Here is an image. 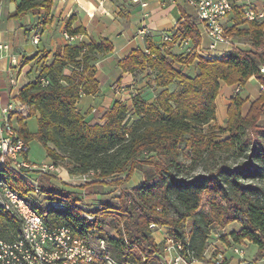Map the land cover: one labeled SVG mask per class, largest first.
Segmentation results:
<instances>
[{
	"label": "trees",
	"instance_id": "obj_1",
	"mask_svg": "<svg viewBox=\"0 0 264 264\" xmlns=\"http://www.w3.org/2000/svg\"><path fill=\"white\" fill-rule=\"evenodd\" d=\"M52 6L53 0H20L11 16L42 8L46 24L51 22ZM234 10L238 21L226 28L227 33L245 37L250 48L234 47L222 57L175 53L163 35L154 41L148 34L146 50H133L119 66L133 74L151 70L158 94L153 102L140 91L132 95L130 104L115 101L104 114V123H88L77 104L82 95L99 91L97 62L113 51V42L103 38L67 43L57 49L51 63L46 62L49 52L39 57L37 75L18 95L29 107V116L37 115L38 129L30 132L19 114V136L26 144L38 139L54 163L71 174L100 178V182L124 173L129 180L138 165L153 166L154 178L121 194L118 206L80 207L79 199L70 194L31 183L11 167L10 158L0 165V180L29 202V194L38 189L49 200L48 207L39 210L47 225L70 226L88 244L104 240L117 264H166L165 243L154 237L163 226L182 245L179 254L186 261L215 264L218 251L211 260L207 257L212 229L234 222L241 227L222 240L230 245L247 239L258 246V258H264V128L260 123L264 89L246 113L247 99L236 92L226 126L205 130L216 121L222 82L243 87L254 77L264 86V20L243 19L241 7L235 5ZM243 24L247 26L240 27ZM66 30L71 36L86 32L83 26L73 28L72 22ZM171 35L175 42L189 38L194 48L200 44V31L190 19ZM196 59V75L190 76L182 68ZM219 132L226 137L218 139ZM199 167L203 171L193 173ZM61 197L67 199L65 207L51 205ZM21 232V222L0 210V239L14 241Z\"/></svg>",
	"mask_w": 264,
	"mask_h": 264
},
{
	"label": "crops",
	"instance_id": "obj_2",
	"mask_svg": "<svg viewBox=\"0 0 264 264\" xmlns=\"http://www.w3.org/2000/svg\"><path fill=\"white\" fill-rule=\"evenodd\" d=\"M20 0H0V43L8 44V49L0 50V104L13 102L15 105H22V116L28 125L31 118L37 119V115L29 116V107L23 104L19 98L21 88L33 79L38 73V59L44 52H49L46 58L47 63L53 61L55 52L59 47L67 43L78 44L80 42L100 41L108 38L113 42L114 49L97 62V79L100 83L99 91L94 94H84L77 104L79 112L90 124L104 123V114L114 104L115 101L131 103V97L135 92L140 91L148 102H153L158 94L155 83V76L149 69L137 71L135 74L124 71L119 66V61L129 55L135 49L146 50V39L148 34H140L144 27L152 31L150 37L154 41L160 40L164 33H175L181 24L190 19L195 21L200 31V44L194 48V43L189 39L187 43L165 41L175 53L198 52L206 57H222L228 54L234 47L248 49L251 47L248 40L243 36L229 34V39L212 46L211 37L205 32L202 25L197 21L195 9L186 4H166L162 5L157 0H53L50 14V23L44 24V9L38 8L29 11L20 17H12L16 11ZM236 6L244 9L255 8L264 12V0H237ZM123 13V16L120 15ZM231 25L238 21V16L234 12L229 13ZM264 20V16L259 19ZM72 22L73 28L83 26L86 32L67 37L66 30L68 23ZM240 27H242L240 25ZM40 33V42L35 43L34 37ZM13 57L16 64H12ZM197 59L193 63L185 64L183 71L190 75H196ZM16 68V82L12 84L9 80L10 68ZM118 83L121 92H116L113 85ZM262 84L254 77H251L247 84L242 87L241 94L246 93L247 102L244 112L249 109L251 102L255 101L261 94ZM236 85H228L222 82L219 95L216 99L217 118L214 124L219 122V109L222 107V118L227 124V111L231 98L236 93ZM250 95V96H249ZM18 115H13V120L18 123ZM262 116L260 123L263 121ZM225 124V126H226ZM29 128V127H28ZM38 129V127H37ZM36 130L31 131L35 133ZM31 141V140H30ZM24 154L28 160L29 144ZM26 156V157H25ZM43 164L53 165V170L46 172L30 173L28 180L34 185L42 181L47 184V188L56 189L57 192L67 193L78 199L82 196V188L77 180L83 175L71 174L62 165H56L46 152V159ZM39 182V183H38ZM87 184V183H86ZM79 203V201H78ZM96 209V208H95ZM233 224V223H232ZM237 230V229H233ZM232 230V231H233ZM116 235V232H113ZM157 242L165 243V262L174 264L178 257L175 249H166L168 239L171 237L169 228L159 227L154 231ZM213 242V243H212ZM209 240L207 257L210 259L214 251L211 248H219L222 251L228 264H252L255 254L259 251L256 244L249 240L243 243L226 244L220 239ZM214 243L215 246L214 247ZM242 246L246 251L245 259L235 253L233 246ZM211 249V250H210ZM224 249V250H223ZM191 264H206L200 260H193ZM179 264H184L180 262Z\"/></svg>",
	"mask_w": 264,
	"mask_h": 264
},
{
	"label": "built area",
	"instance_id": "obj_3",
	"mask_svg": "<svg viewBox=\"0 0 264 264\" xmlns=\"http://www.w3.org/2000/svg\"><path fill=\"white\" fill-rule=\"evenodd\" d=\"M137 1V0H136ZM160 4H180L186 3L195 9L197 21L202 25L205 32L212 39V46L229 39L224 18L233 10L234 0H157ZM244 16L249 20H259L264 16L255 8L243 10ZM140 34H152V31L144 27ZM67 37H71L66 33ZM40 33H36L34 42H40ZM164 41H172L170 33L163 34ZM189 38L182 42L187 43ZM8 44L0 43V50L8 49ZM12 64H16L13 57ZM264 72V67L261 69ZM9 80L12 84L16 82V68L12 66L9 70ZM264 89V86H261ZM118 90V83L113 85ZM241 85L236 87V92H240ZM22 105H15L13 102L0 104V165L6 163V159H11V167L18 170L23 177L28 179L32 171L46 172L54 169L53 165L32 164L21 158L27 151V145L23 138L19 136V127H16L13 115L20 114ZM27 169L23 171L22 169ZM38 192V189H36ZM67 199L61 197L60 200L51 202V205L59 208L65 207ZM0 210L7 212L11 217L21 222L22 232L18 239L5 241L0 239V264H117L110 256L104 240L96 245L88 244L81 235L76 233L70 226H49L46 224L39 210L14 190L5 180H0ZM89 219L93 216L85 214ZM166 249H175L178 254L182 248L180 243L170 237ZM234 252L243 256L245 249L243 246H235ZM225 261L223 253H218L214 258L215 264H222ZM191 264L180 254L175 259L174 264Z\"/></svg>",
	"mask_w": 264,
	"mask_h": 264
},
{
	"label": "rangeland",
	"instance_id": "obj_4",
	"mask_svg": "<svg viewBox=\"0 0 264 264\" xmlns=\"http://www.w3.org/2000/svg\"><path fill=\"white\" fill-rule=\"evenodd\" d=\"M235 3H237V0H234ZM242 9V8H241ZM234 12L235 15H237V11L233 10L230 12ZM121 16H123V13H120ZM242 18L246 19V17L243 14V11L241 12ZM223 23L226 28L230 27L231 19L229 18V14L224 18ZM242 27L247 26V24L241 25ZM118 90L116 92H121V87L118 84ZM237 87V86H236ZM236 91V90H235ZM244 97L247 96L246 93H242ZM250 96V95H249ZM22 114V111L20 112ZM219 122L217 121V124H214L212 128L208 130L207 127H205L206 131L209 132H214L217 128L216 127H225V119L222 118V107L219 109ZM14 124L16 127H19V123L14 121ZM261 126L264 128V119L261 122ZM28 127L31 131L36 130L38 127L37 119L31 118L28 121ZM227 134L219 132L217 134L218 139H224ZM27 145V144H26ZM29 152H28V160H30V163L32 164H37L41 165L43 164L44 160L46 159V149L41 144V142L38 139H31L30 144H29ZM23 153L21 158H24ZM184 160H186L185 156H183ZM224 154H221L219 156V159H223ZM213 163V162H212ZM200 171H203L202 167H199L195 172L193 173H198ZM31 173H42L38 171H32ZM155 170L154 167L151 165L143 164V165H138V168L135 170L134 174L131 176L129 180H126L127 173L121 174V175H114L109 178H106L104 181L107 182H100V178H93V177H88L83 175L82 179L77 180L79 185H75L76 188H82V196L79 199V205L80 207H83L85 209H95L99 208L104 205H113V206H118L120 203V196L123 194L125 191L128 190H134L135 188L139 187L146 179H152L154 178ZM30 175V174H29ZM121 177V178H120ZM121 183H118L117 181H120ZM125 179V180H124ZM39 183V182H38ZM43 184L39 183L37 186L40 189L47 188V185L45 181ZM87 183V184H86ZM29 200L30 202L38 209V210H44L48 207L49 200L44 198V196L38 192L36 193H31L29 194ZM78 199V198H77ZM241 227V224L239 222H234L233 224H229L226 227H214L212 229L211 235L209 237V240L212 242V239H220L222 240L223 237L228 236L233 229H239ZM223 241V240H222ZM224 242V241H223ZM98 242L96 241H91L92 245H96ZM213 243V242H212ZM210 246V245H209ZM233 246V245H232ZM243 248H245V245H242ZM214 247L215 243H214ZM212 249V250H211ZM211 251H222L219 248H211ZM224 250V249H223ZM234 250V246H233ZM224 255V254H223ZM242 259H245L246 257V251L245 254L242 256ZM211 260V257H210ZM253 263L252 264H264V258H258V252L255 254V257L253 258Z\"/></svg>",
	"mask_w": 264,
	"mask_h": 264
}]
</instances>
